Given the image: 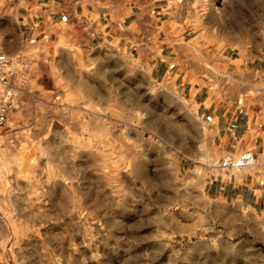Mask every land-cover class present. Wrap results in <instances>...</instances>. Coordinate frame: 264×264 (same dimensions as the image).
Wrapping results in <instances>:
<instances>
[{
    "label": "rangeland",
    "instance_id": "374dc122",
    "mask_svg": "<svg viewBox=\"0 0 264 264\" xmlns=\"http://www.w3.org/2000/svg\"><path fill=\"white\" fill-rule=\"evenodd\" d=\"M172 2L165 78L145 43L23 49L0 130V264H264V214L210 188L231 168L190 92L263 106L264 0ZM15 6L0 0L3 34Z\"/></svg>",
    "mask_w": 264,
    "mask_h": 264
},
{
    "label": "crops",
    "instance_id": "0c3cea01",
    "mask_svg": "<svg viewBox=\"0 0 264 264\" xmlns=\"http://www.w3.org/2000/svg\"><path fill=\"white\" fill-rule=\"evenodd\" d=\"M11 1L16 6L5 8L2 16L10 17L16 27L13 31L5 26L4 34L0 31L1 42L8 53H23V49L31 46L41 56L50 52L54 57V39H62L78 49L97 43L134 49L140 42L145 43L142 48L148 56V65L152 66L154 79L176 73L177 47L171 42L170 29L165 30L162 25L163 19L173 17V11L185 9L181 2L173 8L172 0ZM5 42L14 43L15 48L11 51ZM252 60L264 72V47ZM252 60H248L249 64ZM177 75L179 78L180 73ZM192 86L194 89L196 86L192 83L190 86L196 112L215 132L214 141L220 146L223 158L226 155L236 158L246 150H252L256 156L253 168L218 172L210 188L226 200L264 214V104L255 108L251 107V101L243 103L221 91L205 92L203 87L200 92L193 91ZM2 251L0 245V253Z\"/></svg>",
    "mask_w": 264,
    "mask_h": 264
},
{
    "label": "built area",
    "instance_id": "2783aa9c",
    "mask_svg": "<svg viewBox=\"0 0 264 264\" xmlns=\"http://www.w3.org/2000/svg\"><path fill=\"white\" fill-rule=\"evenodd\" d=\"M27 66V58L21 53L5 51L0 39V130L3 129L11 110L17 103V91L13 79L18 75L17 65ZM256 164V156L252 150L242 152L238 157L226 156L220 166L224 169L246 167Z\"/></svg>",
    "mask_w": 264,
    "mask_h": 264
}]
</instances>
